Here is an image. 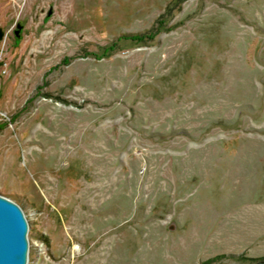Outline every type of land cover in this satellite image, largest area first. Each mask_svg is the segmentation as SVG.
Segmentation results:
<instances>
[{
	"label": "rangeland",
	"instance_id": "1",
	"mask_svg": "<svg viewBox=\"0 0 264 264\" xmlns=\"http://www.w3.org/2000/svg\"><path fill=\"white\" fill-rule=\"evenodd\" d=\"M0 29L26 264H264V0H0Z\"/></svg>",
	"mask_w": 264,
	"mask_h": 264
},
{
	"label": "water",
	"instance_id": "2",
	"mask_svg": "<svg viewBox=\"0 0 264 264\" xmlns=\"http://www.w3.org/2000/svg\"><path fill=\"white\" fill-rule=\"evenodd\" d=\"M50 15V12H48ZM22 26L16 25L19 37ZM0 29V40L3 38ZM28 225L21 208L11 199L0 195V264H26Z\"/></svg>",
	"mask_w": 264,
	"mask_h": 264
},
{
	"label": "trees",
	"instance_id": "3",
	"mask_svg": "<svg viewBox=\"0 0 264 264\" xmlns=\"http://www.w3.org/2000/svg\"><path fill=\"white\" fill-rule=\"evenodd\" d=\"M130 39L135 40V41H141L142 40V36L133 35V36L130 37Z\"/></svg>",
	"mask_w": 264,
	"mask_h": 264
},
{
	"label": "flooded vegetation",
	"instance_id": "4",
	"mask_svg": "<svg viewBox=\"0 0 264 264\" xmlns=\"http://www.w3.org/2000/svg\"><path fill=\"white\" fill-rule=\"evenodd\" d=\"M15 35V34H14Z\"/></svg>",
	"mask_w": 264,
	"mask_h": 264
}]
</instances>
